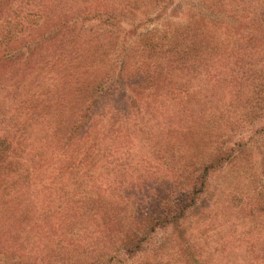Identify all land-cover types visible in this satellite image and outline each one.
<instances>
[{
    "label": "trees",
    "instance_id": "16d2710c",
    "mask_svg": "<svg viewBox=\"0 0 264 264\" xmlns=\"http://www.w3.org/2000/svg\"><path fill=\"white\" fill-rule=\"evenodd\" d=\"M142 1L136 8L145 25L159 19V36L122 24L129 0H0V264H109L114 242L124 261L144 258L159 231L182 233L210 172L232 159L233 148L205 144L198 128L221 99L211 79L219 89L229 76L215 40L224 24L208 25L215 0ZM255 32L260 41L264 30ZM211 58L213 75L211 65L203 73ZM253 85L264 98V84ZM157 97L159 132L148 134L159 174L133 182L118 160L146 149L138 134L156 120ZM80 234H97V258L74 253Z\"/></svg>",
    "mask_w": 264,
    "mask_h": 264
},
{
    "label": "rangeland",
    "instance_id": "374dc122",
    "mask_svg": "<svg viewBox=\"0 0 264 264\" xmlns=\"http://www.w3.org/2000/svg\"><path fill=\"white\" fill-rule=\"evenodd\" d=\"M215 2L217 7L209 11L208 25H213L214 21L224 24L215 40L222 48L223 62L220 65L227 69L229 76L223 79L219 89L216 79L214 77L211 79V83L216 84V96L221 99L218 103L215 97V103L208 104L203 124L198 128L208 133L205 144L215 139L216 142H224L226 147L233 148L232 159L221 169L210 172L207 190L202 200L198 202L192 213L190 212L184 226L179 227L183 229L182 233L179 229L175 231L173 227L168 226L153 237L150 245H146L148 249L144 253V258L142 254L125 261L123 252L119 251L121 249L114 242L115 245H110L107 252L111 253L109 257L112 258L109 264H146L147 262L148 264H194L191 260L193 257L198 264H264V98L257 97L253 92L254 83L264 84V37L260 41L253 37L256 35V29L264 30V0H215ZM128 3L122 4L123 7H127L122 11L126 12L122 24L128 21L135 26L141 24L140 33L152 31L159 36V31L162 30L159 19L145 25V18H141L139 14L141 11L136 8L140 6L145 10L143 1L129 0ZM118 4L117 2L115 5ZM194 7L200 10L199 5ZM146 11H151L153 17L158 12V7ZM167 17L174 23L181 22L179 16L172 18L167 15ZM212 61L213 58L207 61L203 73L209 71L207 69ZM217 69H220L219 65H211V75ZM255 71L258 72L252 74ZM243 73L244 75H241ZM152 100L158 108L157 111L152 110L156 120L146 122V127L138 134L141 144H144L146 149L142 152H128L126 154L129 156L126 159L118 160L120 163H126L128 170H134L133 182L139 172L141 178L144 171L159 174L156 172L160 169L159 146L151 147L149 142L153 136L148 134L149 131L155 134L159 132V97L150 98L149 102ZM214 104L219 107L211 108ZM132 116L136 114L133 112ZM146 116L152 117V114ZM133 122L127 125L129 131L139 128V125L132 127ZM151 127L156 129L151 130ZM204 150L202 149L200 155ZM181 163L183 164V161ZM113 168L110 171H113ZM130 174L128 180H132L131 171ZM159 180H161L160 175ZM184 187L178 185L176 191L181 193ZM131 192L137 193L138 190L133 189ZM67 193H71L70 187L67 188ZM149 193L150 191L146 192L145 196ZM160 194L159 189V199ZM145 200H149V197ZM76 237L77 243L81 240L84 243L74 253L97 258L99 248H102L97 234H80ZM169 239L171 240L161 251L167 255L160 258L159 244ZM96 243H99V247ZM190 253L193 254L191 258L188 257ZM153 259L155 260L152 263Z\"/></svg>",
    "mask_w": 264,
    "mask_h": 264
}]
</instances>
